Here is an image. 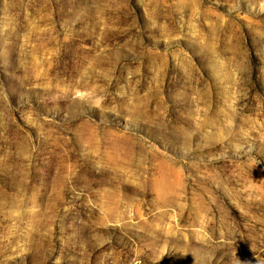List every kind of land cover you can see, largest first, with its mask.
Wrapping results in <instances>:
<instances>
[{"label": "rangeland", "instance_id": "obj_1", "mask_svg": "<svg viewBox=\"0 0 264 264\" xmlns=\"http://www.w3.org/2000/svg\"><path fill=\"white\" fill-rule=\"evenodd\" d=\"M0 264H264V0H0Z\"/></svg>", "mask_w": 264, "mask_h": 264}]
</instances>
